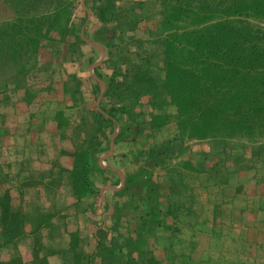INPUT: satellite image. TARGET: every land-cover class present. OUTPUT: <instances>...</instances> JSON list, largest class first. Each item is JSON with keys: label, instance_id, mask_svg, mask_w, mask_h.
Instances as JSON below:
<instances>
[{"label": "trees", "instance_id": "obj_1", "mask_svg": "<svg viewBox=\"0 0 264 264\" xmlns=\"http://www.w3.org/2000/svg\"><path fill=\"white\" fill-rule=\"evenodd\" d=\"M1 5L0 264H219L198 236L264 255V0H86V25L80 0ZM116 124L136 169L103 201Z\"/></svg>", "mask_w": 264, "mask_h": 264}, {"label": "rangeland", "instance_id": "obj_2", "mask_svg": "<svg viewBox=\"0 0 264 264\" xmlns=\"http://www.w3.org/2000/svg\"><path fill=\"white\" fill-rule=\"evenodd\" d=\"M10 15H11L10 10L1 5L0 6V21L4 20L6 18H9ZM100 45H103V44H100ZM88 51L89 50H86L87 54L90 53ZM87 54L85 57L89 56V54L88 55ZM95 56H96V59L99 56L98 51L96 49H95ZM47 59H48L47 56L42 55L40 53V56L38 57V61H39L38 67H39V65L47 62ZM11 72H12V69H10L9 65H6L4 67L0 66V90L2 89L4 82L10 76ZM35 77H36V79L41 80V79H43L44 75L43 74L39 75L37 73V75H35ZM72 119H74V118H72ZM194 143H195L194 141L187 142V145L192 147V145H194ZM125 153H126V149L124 147H120V146L118 148L114 147L112 154L107 156V158L102 159L103 165H113L116 168V170L120 171L124 175V177L127 174L134 173L136 166L134 164H130V163L126 162L125 159L122 158L121 156H118L119 154L124 155ZM104 171H106V173L104 175L103 180H102V177L98 176V175H96L97 177L94 178L95 182L99 185V195H100V190L103 189V187L113 186V188H115L118 186V184L116 183L117 177L119 178L118 174L112 169H109V170L104 169ZM193 186H194V189H193L194 193L196 194L197 197H200V199H197V201L200 203L205 202L206 193H205L204 189L200 188V186L197 183L194 184ZM254 188H255L254 185L250 184V185H248L246 191L248 193H253L255 190ZM109 191H111V190L108 189L102 194V197H103L102 200L103 201H108L109 198H107V197L109 195H107V193ZM72 221L74 222V219H72ZM240 232L246 234V236L250 235L249 241H253L252 231L249 232L247 230V227L245 225H243L242 223H239V222L234 223V226L232 228V234L238 235ZM197 240L199 242L198 249H197L198 256L201 255V253H203V254L205 253L207 255H211L214 258V260H218L221 258L220 260L217 261L219 264H264V255L261 258L260 257L257 258L255 256L244 255L243 253H240L242 256H241V261H239L240 259L238 260L236 257L233 256V255L239 254V252H237L238 250L235 251V248H234L237 245L232 243L230 238L226 239L222 243H220L221 244L220 247L219 248L216 247V249L213 247V244L209 241V239L206 236H198ZM54 263L58 264L57 261Z\"/></svg>", "mask_w": 264, "mask_h": 264}, {"label": "water", "instance_id": "obj_3", "mask_svg": "<svg viewBox=\"0 0 264 264\" xmlns=\"http://www.w3.org/2000/svg\"><path fill=\"white\" fill-rule=\"evenodd\" d=\"M84 1H86V0H82L81 1V7L87 13V20H86V23H85V25H86L88 23V21H89L90 15H89V12H88L87 8L84 5ZM80 37H81V39L85 42V44L88 47L93 48V49H96L98 51V54H99L97 60L93 64H91L89 66V69H88V73H89L90 77L99 86V90L100 91H99V94H98L97 99H96V102H95V105H96L97 109L99 110V103H100V100H101V98L103 96V93H104V91L106 89V86H105V83L95 75L94 69L98 68L100 66V64L102 63L103 59H104V56H105L104 55V46L88 40L85 37V35H84V27L81 29ZM119 132H120V127L118 125H116L115 126V129L113 130V133H112V135L110 137L109 148H108V151L106 153V156H109V155L112 154L113 147H114V139L119 134ZM101 166L103 168L105 167L103 165H101ZM101 166L99 167L100 169L102 168ZM107 166L110 167L112 170H114L118 174L119 179H120V182H119V185L117 187H115V188H109V187L107 188V187H104L103 189H101L100 190V197H101V199H103L102 194L106 190L110 189L112 191H120L123 188L124 183H125V177H124V175L120 171L116 170V168L113 165H107ZM112 214H113V207L110 205L108 211L106 213H104L103 216H102L101 227H99L98 230L101 229L105 225V218L108 217V216H111Z\"/></svg>", "mask_w": 264, "mask_h": 264}, {"label": "crops", "instance_id": "obj_4", "mask_svg": "<svg viewBox=\"0 0 264 264\" xmlns=\"http://www.w3.org/2000/svg\"><path fill=\"white\" fill-rule=\"evenodd\" d=\"M82 1V0H81ZM89 40V39H88ZM93 42V41H92ZM95 43H97V42H95ZM98 44H100V43H98ZM104 50H105V47H104ZM89 69V68H88ZM117 125V124H116ZM115 125V126H116ZM119 126V125H118ZM120 127V126H119ZM115 147V146H114ZM114 147H113V149H114ZM108 151V150H107ZM107 151L105 152V153H103L100 157H99V159H98V162H97V164H98V166L100 167L101 165H103V162H102V159H105V158H107V156H106V153H107ZM103 166H105L104 168L102 167L101 169L102 170H104V169H111L110 167H108L107 165H103ZM120 180V179H119ZM120 182V181H119ZM119 185V184H118ZM104 188V187H103ZM107 188H108V186H107ZM109 188H113V186H111V187H109ZM112 191V190H111ZM235 248V251H237L238 250V247L236 246V247H234ZM237 252H239V251H237ZM234 257H236L239 261H241V254L239 253V254H236V255H233Z\"/></svg>", "mask_w": 264, "mask_h": 264}]
</instances>
